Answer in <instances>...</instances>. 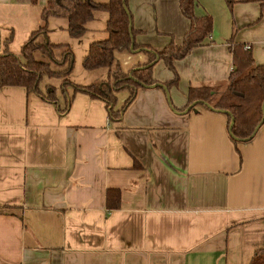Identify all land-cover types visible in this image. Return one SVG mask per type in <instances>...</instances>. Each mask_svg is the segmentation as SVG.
Wrapping results in <instances>:
<instances>
[{
  "label": "crops",
  "instance_id": "obj_1",
  "mask_svg": "<svg viewBox=\"0 0 264 264\" xmlns=\"http://www.w3.org/2000/svg\"><path fill=\"white\" fill-rule=\"evenodd\" d=\"M45 3L0 0V50L40 27ZM127 6L135 42H182L189 20L179 0ZM195 13L210 14L212 29L174 60L176 111L161 86L139 88L119 120L85 92L59 111L70 89L53 103L22 85L0 87V264H249L264 247V126L235 143L224 111H183L190 85L228 83L231 36L264 63V0H196ZM52 16L65 28V16ZM115 56L125 70L146 59L140 48ZM102 68L88 69L99 72L92 81L107 77ZM151 72L173 77L161 59ZM127 95L118 91L117 105ZM107 188L119 189L116 208L106 206Z\"/></svg>",
  "mask_w": 264,
  "mask_h": 264
},
{
  "label": "trees",
  "instance_id": "obj_2",
  "mask_svg": "<svg viewBox=\"0 0 264 264\" xmlns=\"http://www.w3.org/2000/svg\"><path fill=\"white\" fill-rule=\"evenodd\" d=\"M32 2L35 3L37 0ZM195 6L196 0H179L180 11L189 20V27L183 34L182 42L178 44L171 40L162 48L153 49L134 41V35L138 29L132 24V14L128 9L127 0H46L41 11L44 23L30 33L22 44L20 52H14L7 46L0 50V87L22 85L43 99L55 103L57 101L56 86L50 82L41 85V81L44 76L59 77L61 91L66 92L69 91L68 89L71 91L66 104L58 107L59 111H66L69 108L76 92H85L90 97L103 100L109 118L119 120L135 98L137 90L157 81L151 72L152 65L157 59L163 60L166 67L173 72V77L169 81L162 82L168 87L179 79L173 64L174 60L183 57L192 47L204 43L212 29V17L210 14L197 15ZM97 9L108 13L105 26L107 35L89 42L82 65L86 69L106 67L108 75L105 79L86 84L73 83L68 79L73 66V52L70 47L63 43L35 41V35L39 30L47 29L46 21L50 15H63L67 18L68 33L74 37L80 36L86 31V24L94 17V11ZM10 34L12 36V30ZM132 38L133 49H130ZM60 45L65 48L61 58L55 60L51 49ZM137 48L144 50L146 59L137 62L127 70L123 69L115 56V51H133ZM37 50L46 54L49 60L36 58L34 52ZM229 50L232 57V69L228 83L224 87L204 83L190 85L187 90L188 100L183 109L192 101L200 100L198 103L203 106L209 103L216 110H228L229 112L225 113L229 136L233 142L238 143L240 140L250 139L255 133L256 125L262 119L264 63L256 64L250 44L235 41L233 36L229 38ZM51 61L55 62L57 67H53ZM120 90H127L128 95L122 104L117 105V92ZM231 116L234 117V122L229 129ZM261 125L264 126V119ZM118 205L119 189L107 188V208H116ZM249 264H264V247L254 250Z\"/></svg>",
  "mask_w": 264,
  "mask_h": 264
},
{
  "label": "rangeland",
  "instance_id": "obj_3",
  "mask_svg": "<svg viewBox=\"0 0 264 264\" xmlns=\"http://www.w3.org/2000/svg\"><path fill=\"white\" fill-rule=\"evenodd\" d=\"M95 1H106V0H95ZM107 17H108V13L105 10H101V9L95 10L94 17L87 22L86 31L82 35L77 37L71 36L68 33L66 26L64 28L63 22H65V19L63 17L61 16L56 18H53V16L48 17L46 21L47 29L39 30L35 35V41H39V42L47 41V42H57V43L67 44L73 52V66L70 73L68 74V79L73 83L75 82L80 84L94 82L92 80L93 78H96V75L99 72H90V70L84 68L82 65V60L84 54L88 49L89 42L95 39L104 38L107 35V32L105 30ZM43 23L44 21L42 20L41 24ZM38 28L39 27L35 29ZM10 30L12 29L10 28L7 30L8 36H11ZM26 37L17 35L16 39L12 42L10 46V50L17 53L20 52L21 46ZM64 48L65 46L63 45L52 47L51 52L55 60L61 58ZM34 55L36 58L49 60V57L46 54L38 50L34 52ZM51 65L53 67H57V64L53 61H51ZM102 69H107V68L103 67ZM41 82H42L41 85H43L46 82H50L51 84L56 86V91L60 93L61 78L44 76Z\"/></svg>",
  "mask_w": 264,
  "mask_h": 264
},
{
  "label": "water",
  "instance_id": "obj_4",
  "mask_svg": "<svg viewBox=\"0 0 264 264\" xmlns=\"http://www.w3.org/2000/svg\"><path fill=\"white\" fill-rule=\"evenodd\" d=\"M130 49H133V38H132V42H131V44H130ZM146 86H151V87H152V86H161V87L164 89L165 93H166V96H167V99L169 100V103H170V105H171V108H172L173 110L176 111L175 107H174V106L171 104V102H170L169 90H168L167 85H165V84L162 83V82L156 81V82H154V83H152V84H147ZM198 102H200V100H194V101H192L191 103H189V104L184 108L183 111H187L188 109H190L191 107H193V106H194L195 104H197ZM206 104H207V103H206ZM207 106H208L210 109H214V107H213L212 105H210L209 103L207 104ZM261 107H262V119H261V121L256 125L254 132L258 129V127L261 125V123H262V121H263V119H264V101L262 102ZM215 110H216V109H215ZM222 111H224V112H229L228 110H225V109H222ZM233 122H234V117L231 116V118H230V123H229V129H231Z\"/></svg>",
  "mask_w": 264,
  "mask_h": 264
}]
</instances>
